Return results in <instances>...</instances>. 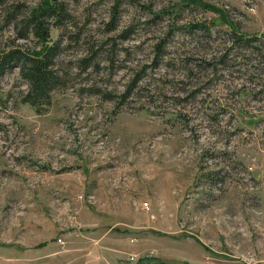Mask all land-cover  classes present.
<instances>
[{"label":"rangeland","instance_id":"374dc122","mask_svg":"<svg viewBox=\"0 0 264 264\" xmlns=\"http://www.w3.org/2000/svg\"><path fill=\"white\" fill-rule=\"evenodd\" d=\"M57 1L46 102L0 69V264H264V0Z\"/></svg>","mask_w":264,"mask_h":264},{"label":"trees","instance_id":"16d2710c","mask_svg":"<svg viewBox=\"0 0 264 264\" xmlns=\"http://www.w3.org/2000/svg\"><path fill=\"white\" fill-rule=\"evenodd\" d=\"M64 6L57 0H44L38 6L23 16L20 36L27 37L33 33L42 41V46L36 50H28L20 46L9 47L0 55V69L17 66L23 77L27 79L28 87L22 98L38 105L46 102L49 90L60 81V76L54 66L56 56L60 51V41L48 42L50 24L59 23L64 15ZM55 15L53 20L50 17ZM52 21V22H51ZM237 39L248 40L237 34Z\"/></svg>","mask_w":264,"mask_h":264},{"label":"built area","instance_id":"2783aa9c","mask_svg":"<svg viewBox=\"0 0 264 264\" xmlns=\"http://www.w3.org/2000/svg\"><path fill=\"white\" fill-rule=\"evenodd\" d=\"M62 240V238H60ZM112 264V263H111Z\"/></svg>","mask_w":264,"mask_h":264}]
</instances>
